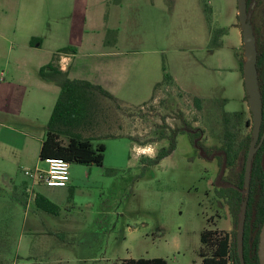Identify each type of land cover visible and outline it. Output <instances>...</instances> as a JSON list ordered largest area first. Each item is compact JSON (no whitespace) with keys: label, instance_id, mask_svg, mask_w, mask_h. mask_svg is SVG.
Instances as JSON below:
<instances>
[{"label":"rangeland","instance_id":"obj_1","mask_svg":"<svg viewBox=\"0 0 264 264\" xmlns=\"http://www.w3.org/2000/svg\"><path fill=\"white\" fill-rule=\"evenodd\" d=\"M173 1L157 3V9L152 6L149 18L159 20L163 27L161 44L162 38L168 40L163 46L160 65L169 74L170 70L176 73L178 85L185 91L180 92L175 85L162 86L153 96L151 91L147 92L150 80L146 77L156 67L137 68L132 88L138 96L128 98L129 105L135 109L126 121L128 132L136 142L103 139L98 142L106 146L102 167L70 164V183L78 187L77 193L73 204L63 208L59 217L47 216L35 204L17 202L10 219L19 224L11 261H16L20 239L33 240L31 231L34 229L31 227L38 224L36 231H42L41 224L54 234L55 250L46 258L33 249L20 247L19 255L29 259L20 262L118 264L130 259L162 258L168 264H202V233L205 230L227 233L234 230L230 208L218 197L220 159L206 160L183 135L177 139L176 150L158 165L142 162L154 159L161 148L169 145L167 140L158 139L159 127L167 128V131L182 128L184 121L203 130L207 147L218 149L224 114L239 113L243 109L245 87L240 64L243 50L238 48L232 26L233 23L239 25L238 1L202 0L204 12L206 6L210 9L211 27L226 31L219 38L220 46L213 49L204 48V29L186 22L190 18L186 13L195 11L194 0H181L182 9L178 13L171 12ZM183 10L188 12H179ZM194 41L199 44L198 48ZM0 43L2 51V39ZM139 58L141 55L136 56V63L141 62ZM47 84L54 85L60 94L54 83ZM196 96L201 98L199 107L195 103ZM28 116L24 111L20 120L10 116L4 123L33 136L37 133L33 127L43 122L39 118H36L37 122L29 120ZM13 137L7 128L0 127V222L2 201L15 200L11 195L12 188L4 185L10 180L6 181L2 174V162L15 163L11 157L17 158L13 150L6 156L2 145V141L10 142ZM109 171L112 173L108 174ZM12 179L15 184L17 180L24 181L25 177L19 175ZM38 216L48 222H32L38 220Z\"/></svg>","mask_w":264,"mask_h":264},{"label":"crops","instance_id":"obj_2","mask_svg":"<svg viewBox=\"0 0 264 264\" xmlns=\"http://www.w3.org/2000/svg\"><path fill=\"white\" fill-rule=\"evenodd\" d=\"M157 3L166 4L165 0H2L0 127L7 128L8 133L14 136L10 142L2 141L6 156L13 150L17 158L11 157L15 163L2 162L3 177L6 181L10 180L4 185L12 188L11 195L15 200L2 201L0 264H28L20 262L21 259L28 258L23 259L19 255L20 247L33 249L46 258H49L55 250L54 243L52 244L54 234L41 224L42 231H36L35 228H38L39 224L35 227L33 225L31 228L34 232L31 231V233L34 239L30 241L20 239L16 247V261L14 259L11 261L13 256L11 250L14 240L17 241L19 224L10 219H12L13 209L16 210L17 202L32 205L35 204L36 196L42 195L58 206L60 211L57 215L40 211L47 216L57 218L63 208L73 204L72 200L77 193L78 187H73L72 182L66 188H49L41 182L32 181L24 174L27 170L46 171L48 168L45 161L40 159V151L47 134V124L59 97L54 85L42 81L39 76L40 70L54 65L62 72H67L71 79L100 85L119 100L129 104L128 98L137 95L132 88L137 68L156 67L150 70L146 77L150 80L147 92L151 91L154 96L156 86L163 77L160 57L164 52L165 41L166 44L168 41L164 37L161 44L160 21L149 18L151 7L157 9ZM193 3L194 12L187 10L179 12H188L186 14L190 15V18L186 22L198 24V27L201 26L204 29V48L213 49L211 47L212 32L202 0H194ZM180 4H182L181 0H174L171 12L178 13V10L182 9ZM3 7L6 9L4 10ZM152 26H154L153 32ZM232 26L238 48L243 50L241 29L236 23ZM223 32L225 35L226 31L223 30ZM195 41L193 44L198 48L199 44ZM64 48H71L74 51L60 54L59 51ZM137 55L142 57L139 58L140 63H136ZM170 74L174 85L180 92H184L185 88L178 85L176 73L170 70ZM246 97L244 89L241 113L250 119ZM196 98L201 99L197 96ZM24 111L29 114V120L37 122L36 118H39L43 122L40 126H36L37 128L33 127L37 131L33 136L4 123L10 120V116L20 120ZM29 123L33 122L29 121ZM19 175L24 176L25 180H17L14 184L12 177ZM32 222H48V220L38 216V220Z\"/></svg>","mask_w":264,"mask_h":264},{"label":"trees","instance_id":"obj_3","mask_svg":"<svg viewBox=\"0 0 264 264\" xmlns=\"http://www.w3.org/2000/svg\"><path fill=\"white\" fill-rule=\"evenodd\" d=\"M205 13L212 32L211 47L220 45L219 38L223 30H212L210 9L206 6ZM253 25V24H252ZM254 27V25H253ZM255 32V27H254ZM256 36V34H255ZM74 50L64 48L60 54ZM257 71L262 94L264 116V49L257 46ZM57 56V55H56ZM243 57L240 59L243 73ZM43 81L54 83L60 94L50 120L47 124V134L43 140L40 159H63L70 164L87 167H102L105 160L106 146L98 143L100 140L128 139L132 143L136 139L128 132V124L133 106L119 100L100 85L88 81L71 79L67 72H62L54 65L42 68L39 73ZM174 85L172 76L163 69V80L156 86ZM155 90V91H156ZM154 97L152 100L154 101ZM247 99V97H246ZM195 103L199 107L200 99ZM250 119L244 113L224 114L222 123L221 150L226 153L227 167L235 172L233 184L238 189H221L219 196L230 208L234 230L231 233L205 230L201 235L202 248L200 257L202 264H241L237 253V227L241 206L245 195L240 191L245 189L246 162L251 145L252 134L246 133L252 126ZM183 129L157 130L158 139L167 140L168 147L161 148L154 159H144L150 165H158L176 150L180 133L186 132L190 124L183 122ZM264 131V121L262 132ZM191 139H193L190 136ZM112 173L109 171L108 174ZM36 207L45 213L57 215L60 208L42 195L35 199ZM264 223V143L257 151L252 166L250 194L248 199L247 217L244 235L245 264H259L258 245L261 228ZM118 264H168L165 259H130Z\"/></svg>","mask_w":264,"mask_h":264},{"label":"water","instance_id":"obj_4","mask_svg":"<svg viewBox=\"0 0 264 264\" xmlns=\"http://www.w3.org/2000/svg\"><path fill=\"white\" fill-rule=\"evenodd\" d=\"M237 1H238L239 27L241 29L243 36V60H244L243 78H244V85H245L248 105L253 120L252 140L246 162L245 189L241 191L245 195V200L242 202L241 212L237 227V253L239 256L240 263L245 264L244 235H245L248 199L250 194L251 173H252L253 159L259 147L258 142L261 136L264 116H263L262 94L260 90V83H259L258 71H257V60H258L257 41L254 32V27L251 23V14L248 9V0H237ZM225 169H226V162L222 168L217 185L219 184L221 177L224 175ZM222 187L224 188L230 186H222ZM258 259H259V264H264V223L261 228V232L259 236Z\"/></svg>","mask_w":264,"mask_h":264},{"label":"flooded vegetation","instance_id":"obj_5","mask_svg":"<svg viewBox=\"0 0 264 264\" xmlns=\"http://www.w3.org/2000/svg\"><path fill=\"white\" fill-rule=\"evenodd\" d=\"M248 9H249L250 14H251V23L255 27L257 46L264 49V0H248ZM252 128H253V124H252V126L247 127L246 133H248V130H250L249 133L252 134ZM179 129H183V127L182 128L180 127ZM183 135H185L189 138V140L191 141L193 146L196 148V151L201 153L204 156V158H206V160H214L215 158H218L221 160L222 164H221V170L219 173V178H220L222 168L226 162V169H225L224 175L221 177V180H220L221 184H220V182L218 184V186L221 189H227V190L228 189H238L233 184L235 172L228 169V167H227V163H228L227 162V156H226V153L223 150H221V145L216 150L213 149V147L212 148L207 147L204 143V140H203L204 132L202 129L197 128V127L190 126V128H186V132L180 133L178 137L183 136ZM190 136L193 139H191ZM263 143H264V131L262 132V130H261V136H260V140L258 142V146H259L258 150L261 148ZM214 186H215V184H214ZM222 186H230V187H224L223 188ZM240 191H242V190H240ZM218 197H219V199L221 198L219 195H218Z\"/></svg>","mask_w":264,"mask_h":264},{"label":"built area","instance_id":"obj_6","mask_svg":"<svg viewBox=\"0 0 264 264\" xmlns=\"http://www.w3.org/2000/svg\"><path fill=\"white\" fill-rule=\"evenodd\" d=\"M46 171H25L24 174L34 182H41L49 188H66L70 184V163L63 159H47Z\"/></svg>","mask_w":264,"mask_h":264}]
</instances>
